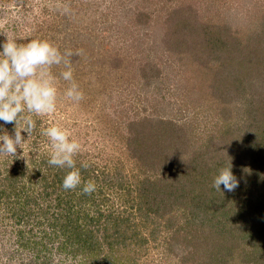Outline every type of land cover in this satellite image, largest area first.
<instances>
[{"label":"rangeland","instance_id":"1","mask_svg":"<svg viewBox=\"0 0 264 264\" xmlns=\"http://www.w3.org/2000/svg\"><path fill=\"white\" fill-rule=\"evenodd\" d=\"M65 7L70 9L67 14L63 12ZM212 29L230 41L214 45L221 39L208 34ZM6 35L17 37L20 43L45 38L61 50L71 49L74 77L84 92V99L73 104L62 97L67 82L59 81L57 110L33 117L36 128L29 137L21 133L26 140L24 150L18 147L15 156L22 163L31 157L50 156V142L41 130L60 123L81 144L82 150L75 157L78 161L108 165L111 169L123 165L130 184L142 179L144 171H155L161 164V154L147 166V162L143 163L147 158L139 159L140 152L131 155L127 149L129 136H135L141 149L154 145L152 136L157 135V129L149 120H169L171 132L184 129L192 138V147L183 149L189 159L199 155L194 147L199 149L201 142L212 136L214 147L227 142L228 136L223 137L219 131L227 129L228 124L231 129L239 127L237 123L247 118L243 113L249 97L255 114L260 115V108H264V83L258 81L264 78V0H0V41ZM78 50L80 55L75 54ZM54 71L58 74L60 68ZM203 74L205 79H213V85L220 78L229 80L206 87L199 80ZM235 77L241 83L235 84ZM245 82L256 84L247 86ZM213 87H217L216 92ZM242 90L249 92L239 98L236 93ZM137 121L141 125L133 126ZM2 124L3 130L14 135V122ZM235 136H229L235 140L230 143L231 154L240 153L242 145L240 135ZM168 149L175 153L173 148ZM219 150L217 153L229 152ZM257 156L260 168L261 158ZM16 158L0 156V168L16 164ZM189 160L190 163L184 161L194 163ZM245 164L238 165L242 168L238 171L250 178L256 176L257 189L264 190V171H256L254 161ZM109 197L118 204L117 194L111 189ZM201 203L199 209L208 211L209 204ZM180 204L178 200L162 205L165 212L159 213L163 221L156 238L148 242L140 256L130 255L129 264H210L208 247H214L210 229L194 224L192 218L198 207ZM151 228L152 225L143 233L148 234ZM174 228L181 232L178 239L169 240ZM185 233L193 239L188 242ZM9 235L0 240V264H27L30 255L26 252L21 259L9 258L8 252L16 247ZM167 239L176 247L169 246ZM221 242L228 244L227 239ZM243 242L240 246L247 250ZM237 252L226 264H243ZM251 261L255 262L253 258Z\"/></svg>","mask_w":264,"mask_h":264},{"label":"trees","instance_id":"2","mask_svg":"<svg viewBox=\"0 0 264 264\" xmlns=\"http://www.w3.org/2000/svg\"><path fill=\"white\" fill-rule=\"evenodd\" d=\"M212 30L208 34L221 39L215 40L214 45L230 41L229 37ZM224 65L228 68L226 63ZM194 79L198 77L194 76ZM199 80L206 87L219 86L220 83L216 81L217 85H213V79H205L204 74ZM238 80V77L233 79L235 84L241 83ZM258 81L264 83V78ZM245 84L254 86L256 83ZM237 89L241 90L239 87ZM213 90L216 92L217 87H213ZM244 92L249 90L235 93L240 98ZM249 101L250 97L243 113L247 118L237 123L240 128L231 129L228 124L227 129L219 131L223 137L228 136L227 142L214 147L211 143L215 136H212V139L201 142L199 149L192 148L195 154H199L189 158L194 161L193 164H189L188 155L183 154L185 147V151L192 147V138L184 129L171 132L169 120H149L151 126L157 129V135L152 136L154 145L141 149L135 136H129L127 149L131 150V155L140 152L139 159L147 158L143 161L148 163L147 166L154 164V159L161 154V164L155 171H144L142 179L127 184L123 165L111 169L108 165L84 162L88 167L81 168L82 181L96 184L91 194L82 193L80 188L64 190L62 180L68 170L49 166L46 155L31 157L27 163L20 162V157L14 156L17 157L16 164L0 168L3 169L0 170V240L10 234L16 245L13 252H8L9 258L21 259L26 252L30 255L27 264H53V257L64 253L66 256H79L80 264H98L100 261L104 264H129L130 255L140 256L148 242L156 238L160 221H163L159 213L165 212L162 205L180 200V206L198 207L192 218L194 224L207 231L210 229L208 232L214 241V247H208L207 259L210 264H226L229 258L235 257L236 250V256L241 262L244 260L243 264H249V260L251 264H264V190L259 192L257 177L243 176L239 172L242 168L238 166L254 161L256 171H264V108H260V115L255 114ZM140 125L141 122L137 121L133 126ZM232 134L236 135L235 138L240 135V153L230 152V143L235 141L229 138ZM168 148H173L175 153H169ZM219 148L229 152L217 153ZM257 154L261 158V170L257 167ZM75 159L77 167H80L83 161ZM184 160L189 163L186 164ZM229 161L238 180V187L231 192L224 191L223 184L221 189L213 187L218 170ZM197 185L198 188H195ZM109 189L117 194L118 204L110 199ZM203 201L209 204L206 206L208 211L199 209ZM151 225L149 233L145 231L144 234L143 230ZM182 229L184 231L185 227ZM180 232L174 228L168 236L169 240L178 239ZM185 236L183 238L188 242L193 239L188 233ZM221 239H227L228 244L222 243ZM169 240V246L176 247ZM241 240L244 241V248L247 245V250L241 248ZM176 253L181 254L179 251ZM252 258L255 262L251 261Z\"/></svg>","mask_w":264,"mask_h":264},{"label":"clouds","instance_id":"3","mask_svg":"<svg viewBox=\"0 0 264 264\" xmlns=\"http://www.w3.org/2000/svg\"><path fill=\"white\" fill-rule=\"evenodd\" d=\"M68 7L63 9L67 14ZM80 55L81 51H77ZM71 49L61 50L59 46L45 38H31L26 43L18 42L15 36L6 35L0 41V121L5 124L14 122V135H9L0 124V156L14 157L17 148L24 150L26 140L22 131L29 137L36 128L33 117L54 113L60 99L58 83L67 82L62 97L73 104L84 99V92L74 77ZM60 68L57 74L54 69ZM41 134L47 137L51 153L47 164L59 169H67L62 180L66 191L80 188L84 194H91L96 189L92 181H82L81 168L88 164L82 162L77 167L75 157L81 152L80 142L71 131L60 123H53L43 128ZM231 192L238 187V180L233 174L229 161L218 170L213 187ZM53 264H79V258L70 255H56Z\"/></svg>","mask_w":264,"mask_h":264}]
</instances>
